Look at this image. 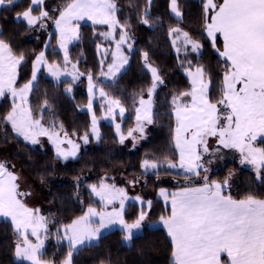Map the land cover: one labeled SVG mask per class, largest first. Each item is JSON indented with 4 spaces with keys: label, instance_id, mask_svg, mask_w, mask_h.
Segmentation results:
<instances>
[{
    "label": "snow or ice",
    "instance_id": "snow-or-ice-1",
    "mask_svg": "<svg viewBox=\"0 0 264 264\" xmlns=\"http://www.w3.org/2000/svg\"><path fill=\"white\" fill-rule=\"evenodd\" d=\"M17 0H0V7L15 6ZM44 0H29V4L22 12L16 13V19L23 21L29 28L39 25L45 28L44 21L51 20L56 28L57 43L64 53L65 68L70 63L68 44L79 39V25L74 21L87 18L94 25H107V33H101L106 39L115 41V51L111 53L112 62L107 65V72L101 74L114 78L121 69L129 63V56L122 50L127 45L129 53L133 49L130 25L127 21L121 23L117 17L119 8L115 0H71L59 9L58 17H51L42 5ZM147 5L139 22L148 27L158 23V19L150 21V7ZM39 8V14L34 11ZM171 13L178 21L183 13L179 0H170ZM204 39H207L213 49L225 60L222 74V96L215 103L209 98L211 76L203 65L193 66L187 61L185 73L190 79L191 89L173 97V115L175 128L173 142L178 154V161H168V169H182L184 172L200 176L204 183L198 187H183L177 192L169 193L160 189L159 195L166 204L170 198V215L161 216L160 223L167 230L171 239V264H264V199L249 194L243 199H234L225 195L230 187L231 173L223 181L209 180L206 174L209 169L202 162L203 154L215 156L223 149H236L241 154V164H250L256 173V180L264 182V148L256 147L258 139L264 141V0H202ZM119 29V39L115 33ZM218 34L223 38V51L216 47ZM168 35L172 38L174 50L179 53L183 47L185 57L191 53L202 54L204 45L194 39L189 32L179 27H170ZM179 42V44H178ZM48 47V45H45ZM98 51L100 46H97ZM107 50H105V53ZM148 52H142L144 67L152 76V84L148 89V100L140 98V107L135 109L137 126L130 129L133 132H144V122L153 123L152 95L163 80L156 67L148 63ZM24 61V54L17 55L9 43L0 39V97L10 93L13 97L11 110L0 119V123L10 124L17 137L33 145L39 143L38 137L47 136L56 147L58 158L68 160L75 158L80 145L72 139H61L58 131H54L55 124L45 127L40 119L33 117L28 105V93L32 91L36 73L41 64H46L45 53L41 51L33 62L32 79L23 87L17 89L14 85L17 78V67ZM103 68L104 61H101ZM183 66V62L182 65ZM48 72L59 81L62 75L59 65L48 64ZM73 72L67 73L73 81L79 78L76 65H72ZM208 77L205 79V77ZM88 110L91 112L93 95L96 86L92 74H88ZM71 91V87L66 89ZM101 97L106 93L99 90ZM181 97H189V101ZM20 103H16V99ZM218 106H222L218 107ZM48 101H44V108H48ZM119 109L123 117L125 108L119 100H108V114L113 118ZM223 121V123H221ZM120 134V125H115ZM61 130L63 126H60ZM91 133L100 139L95 114H92ZM208 137H215L217 147L210 153ZM81 139L84 144L89 143V133ZM126 137L119 135V141L124 143ZM135 139V138H134ZM67 143L70 150L60 147ZM135 146V145H134ZM202 149V151H201ZM221 159L223 157H220ZM208 164L212 160L207 161ZM14 168V165L12 166ZM141 167L146 171L159 169L160 164L155 160L145 159ZM158 175V173H157ZM20 177L10 170L7 162L0 161V217L10 218L14 233L18 237L15 244L14 256L21 264H53L44 261V239L42 234L48 232L47 218L40 215L38 208L29 207L22 197L30 195L20 191ZM91 192L99 197L102 204H113L119 200V208L111 211H97L89 206L83 215L73 219L63 226V237L68 242L69 251L62 264H72V257L79 246L98 239L102 229L118 224L124 232L123 239L131 241L135 232L142 229L147 219L152 201H144L137 196L132 199L140 203V210L131 222L125 218V201L129 199L124 189L115 185L100 183L99 188L91 185ZM29 236L35 237L33 243ZM59 239V238H58ZM226 257V259H225Z\"/></svg>",
    "mask_w": 264,
    "mask_h": 264
},
{
    "label": "trees",
    "instance_id": "trees-1",
    "mask_svg": "<svg viewBox=\"0 0 264 264\" xmlns=\"http://www.w3.org/2000/svg\"><path fill=\"white\" fill-rule=\"evenodd\" d=\"M71 0H45L42 6L53 18L58 17L59 9ZM119 8L117 13L121 23L127 21L132 36L133 49L129 51L127 69L114 81L103 82L101 72L112 62L109 50L114 42L106 41L101 33L108 32L105 26L82 24L79 27V39L68 50L70 63L67 67L76 65V69L85 76L92 74L93 82L103 89L107 97L119 100L125 108L121 129L127 135L136 125L135 109L139 107L140 98L148 94L152 84V76L144 67L142 52H148V63L156 67L163 84L153 95V123L150 124L147 139L135 150L123 147L112 125L103 121L99 123L101 138L84 147L81 154L74 160L61 162L56 151L50 145L34 147L17 137L9 124L0 123V147H7L26 175L37 183L45 185L44 217L47 218L48 232L43 234L45 240L44 261L62 264L69 251L68 244L59 237L58 231L73 219L83 215L89 206L96 209L104 208L94 198L91 185L100 186L107 175L124 172L132 178H147L146 187L155 190L148 217L153 223H158L160 217L170 215V207L157 197L160 189L169 193L177 192L183 187H198L204 183L203 176L189 173H179L167 168L168 161H178L179 157L173 142L175 118L173 113V97L191 89V82L185 73L187 61L193 66L203 65L211 76L209 98L213 103L222 96L221 81L225 60L213 49L211 43L201 35L203 31L202 0H179L183 13L178 21L170 12V0H152L150 21L158 19L152 27L139 22L147 5V0H115ZM29 0H19L15 6L0 8V39L11 45L13 51L24 54V61L18 67L16 88H21L32 78L33 62L36 56L46 50V61L65 69L64 56L58 51L57 34L53 31L51 20L44 21L47 25L29 28L23 21L17 20L16 13L22 12ZM39 14V8L33 13ZM170 27H179L204 45L202 54L191 53L185 57L184 52L177 53L172 47V38L168 35ZM119 39V29L116 40ZM100 46L99 51L97 46ZM216 47L222 51L223 41L217 39ZM109 50L106 59L101 55V49ZM104 60L102 68L101 61ZM183 62V66L182 65ZM42 70L38 83L32 88L28 105L33 117L40 119L45 127L56 125L54 131L67 132L69 136L81 138L86 132L90 134L91 116L83 111L88 104L85 92V78L80 80H63L56 82ZM208 78L207 76L205 77ZM71 87V91L66 89ZM48 108H44V101ZM13 101L9 95L0 99V119L11 110ZM102 102L94 106L95 116L102 117ZM63 126L61 130L60 126ZM90 136V135H89ZM257 147L264 148V141L257 142ZM145 159L155 160L159 169L145 172L141 167ZM59 173L61 181H53ZM158 173V175H157ZM231 173L225 195L234 199H243L252 194L264 199V182L256 180L255 172L242 168L239 164L227 162L224 167L211 173L209 180L223 181ZM171 178L183 182L177 186L157 185V180ZM140 210V205L129 203L125 207V218L131 222ZM160 223V222H159ZM161 225V223H160ZM162 226V225H161ZM145 227L143 232L131 240L130 245L124 244V232L112 230L98 239L96 243L88 244L76 251L72 264H171L172 243L163 227ZM18 237L14 233L11 221L0 219V264H21L15 259L14 248Z\"/></svg>",
    "mask_w": 264,
    "mask_h": 264
},
{
    "label": "rangeland",
    "instance_id": "rangeland-1",
    "mask_svg": "<svg viewBox=\"0 0 264 264\" xmlns=\"http://www.w3.org/2000/svg\"><path fill=\"white\" fill-rule=\"evenodd\" d=\"M18 1H19V0H17V2H18ZM44 2H45V0H44ZM43 5H44V4H43ZM43 5H42V6H43ZM0 8H1V7H0ZM170 12H171V10H170ZM171 14H172V13H171ZM172 15H173V14H172ZM58 16H59V15H58ZM173 16H174V15H173ZM174 17H175V16H174ZM74 23H77L79 26L82 25V24H86V25H91V26H105V27L108 28L107 25H100V24H96V25H94V24L92 23V21L88 20L87 18H85L84 20L78 21V22H77V21H74ZM79 28H80V27H79ZM53 31L56 33V28H55V26L53 27ZM109 31H110V29H108V32H109ZM116 32H117V31H116ZM106 33H107V32H106ZM114 35H115V39H116V33H115ZM104 38H105V37H104ZM105 39H106V38H105ZM106 41H112V42H114V46H113V48H110V49H109V50H111V51L114 52V51H115V47H116V46H115V41H114L113 39H111V38L106 39ZM75 42H76V40H73L71 43L68 44V50H69V47H70L73 43H75ZM129 43H132V39L129 41ZM178 44H179V42H178ZM46 45H48V43H47ZM45 48H46V49H44L43 52L46 54V50H47L48 48H47V47H45ZM58 49H59L58 51L64 56V53H63V51L59 48V45H58ZM105 50H107L106 53H105ZM109 50L106 49V48H102V49H101V55H102L103 59H106V56H107V53L109 52ZM122 50H123L124 54H125L126 56H128V54H127L128 52H126V50H127V51H129V50H128L126 44L122 46ZM189 51H190V50H189ZM181 52H184L183 47H181ZM199 56H200V55H199ZM45 59H46V56H45ZM46 60H47V59H46ZM103 61H104V60H103ZM48 64H49V63L41 64V65H40L39 70H38L37 73H36L37 78H36V80L33 82V85H34V86L36 85V83H38L37 80H38L39 75H40V72H42V70L46 71L45 73L48 75V77L51 78L52 80L56 81V82H60V81H63V80H72V81H73L72 76L67 74V73H70V72H73V71H74V70L72 69V66H69V67H67V68H65V69H62V70H61V68L59 67V69H60L62 75L60 76L59 81H57V80H56V79H55V78H54V77L48 72V67H47ZM128 64H130V63H128ZM128 64L125 65V66L121 69V71L118 72V73L116 74V76H115L114 78H109V77H106V76H104V75L101 74L102 81H103V82H111V81H114V80H115V79H116L121 73H123V72L127 69ZM18 67H19V66H18ZM18 67H17V73H18V71H19V70H18ZM148 71H149V70H148ZM75 72H76L77 75H78L79 73H81V72H79L77 69L75 70ZM104 72H107V69H106ZM149 72H150V71H149ZM150 74H151V72H150ZM81 78H85V88H84V89H85V92L87 93V95L89 96V93H88V79H87V76H85V75H79V78L76 79V80H80ZM31 79H32V78H31ZM205 79H206V78H205ZM76 80H75V81H76ZM16 81H17V78H16ZM93 83H94V82H93ZM160 85H162V84H159V85L157 86V88H159ZM14 86L16 87V83H15ZM34 86H33V87H34ZM95 86H96V91H95V93H94V95H93L92 110H91V112L88 110V104H87V105L85 106V108H83V111H85L86 113H88V114L91 116V119H92V114H93V113L95 114V112H94V106H95V104H96L97 102L101 101V102H102V108H103V109H102V113H103V114H102V117H101V118H97V117L95 116V117H96V120H97V128H98V131H99V134H100V138H101V131H100V128H99V123H100L101 121H103V122H105V123H107V124H109V125H112V126L114 127V130L116 131V135H117L118 138H119V135H120V134L124 135L123 132H122V129H121V122L123 121L122 119L124 118L125 112H124L123 117H121V116L119 115V109H116V110H115V111H116V115H115V117L113 118L112 116H110V115L108 114V100L110 99V97H107V95H106L105 97H101L100 94H99V90H100V88H98L97 85H95ZM22 87H23V86H22ZM157 88L155 89V91L157 90ZM17 89H19V88H17ZM155 91H154V93H155ZM209 91H210V90H209ZM154 93H153V95H154ZM30 94H31V92L28 93V98H29V95H30ZM5 95H9L10 98H11V100L13 101V97L11 96L10 93H7V92H6ZM153 95H152V97H151L152 101L154 100V99H153ZM1 98H2V97H0V99H1ZM148 98H149V97H148V94H147V95L144 97V100H148ZM88 99H89V97H88ZM181 99H182V100H185V101H189V100H190L189 97H181ZM111 100H112V99H111ZM15 102H16V103H20V101H19L18 98L16 99ZM139 107H140V104H139ZM218 107H221V109H222V106H218ZM151 108H152V112H153V111H154V110H153V103H152V105H151ZM91 121H92V120H91ZM221 123H223V121H221ZM116 124H119V125H120V134L117 133V130H116V127H115ZM9 125H10V124H9ZM10 126H11V125H10ZM136 126H137V122H136V125H135L134 129L136 128ZM143 126H144V132H143V134H141V133L138 132V131H135V132H133V135H132V136H128V134H127V135H124V136L126 137V139L124 140V143L121 144V145H122L123 147H125L126 150H127V148L132 149V150H135V149H137L138 147H140L141 145H143V143L146 141V139H147V134H148V129H149L150 124H148L147 122H144V125H143ZM90 130H91V129H90ZM58 132H59V131H58ZM59 134H60L61 139H65V137H64V133L59 132ZM89 135H90L89 138L91 137V138H93L95 141H98V140L96 139L95 135H93V134L91 133V131H90V134H89ZM20 138H22V137H20ZM67 138H68V139H72L75 143L79 144V145H80V148H79V150L77 151V155H76L75 158H73V157H69L68 160H64V159H62V158H59L61 162H68V161H71V160L76 159V158L78 157V155L81 154L80 151L90 143V141H89V143L84 144V142H83V140H82L81 138L73 137V136H69V135H67ZM134 138H135V139H134ZM22 139H23V138H22ZM38 139H39V143L36 144V145H33V144H31L30 142L25 141V140H23V141L26 142V143H28V144H30V145H32V146H34V147H41V148H42V147H45L46 145H50V146L53 147L54 151H56V147H55V145H54L51 141H49V139H48L47 136H40V137H38ZM99 140H100V139H99ZM207 140H208V145H209L210 153H211L212 151H214L217 147H219V145L217 144V140H216L215 137H208ZM260 141H261V140H260ZM134 145H135V146H134ZM60 147H61L62 149H65V150H70V148H71V146H70L69 144H67L66 142L63 143V144H61ZM256 147H257V146H256ZM10 150H11V149H9V148H7V147H4V146H3V147H0V161H2V162H7V165L9 166L10 170L14 171V172L20 177V180H19V183H20V191L30 193V195H28V196H26V197H22V199L24 200V202H25L29 207H31V208H33V209L38 208V209L40 210V215H43V216H44V214H43V209H44V198H45L44 195H45V189H46L45 185L40 184V183H37V182H35L34 180H32L31 178H29V177L26 175V173H24V171L22 170V168H21L20 164L18 163V161H16L15 159H13V157H12V155H11V153H10ZM201 151H202V149H201ZM55 153H56V152H55ZM56 156H57V153H56ZM220 157H223V158L221 159ZM210 159L212 160V163H211V164H208L207 161L210 160ZM240 160H241V154H240V152H239L238 150H236V149H223V148H221V151H220L219 153H217L215 156L210 155V154H203V157H202V162L205 164V167H207V168L209 169V171L206 173V174L208 175V177L211 175V173H213V172H215V171H219V170H221L227 162H229V163H235V164L237 163V164H239L242 168H244V169H249V170H251V172H252V171L255 172V170H254V168H253L252 165L247 164V163H245V164H241V163H240ZM13 165H14V168L12 167ZM143 169H144V168H143ZM173 170L176 171V172H179V173H186V172H184L182 169H179V168H177V169H173ZM144 171H145V172H148V173L152 172L151 169H149V170H147V171L144 169ZM255 174H256V173H255ZM204 175H205V173H204L203 171H201L200 176H204ZM60 176H61V175H59V173H57V175H55V177L53 178V181H61ZM197 177H198V176H197ZM104 179H105V180L103 181L104 183H107V184H109V185H115V187L118 188V189H124L125 193H126L127 196L129 197V199L125 201V207H126L129 203H135V202H136V204H139V205H140V203H139L138 201L132 199V198H134V197L139 196V197H141L144 201H149V200L154 196V191H155V190L148 189V188L146 187V184H147V178H132V177H130V176L125 175L124 172H119V173H117L116 175H107V176H105ZM182 184H183V182H180V181H178V180H176V179H171V178H161L160 180H157V185H162V186H168V185H170V186H177V185H182ZM229 184H230V183H229ZM230 186H231V184H230ZM97 188H99V186H98ZM159 192H160V191H159ZM159 192H158L157 197H158L159 199H161L163 202H165V201H164V198L161 197V196L159 195ZM167 192H168V191H167ZM92 194H93V193H92ZM93 196H94L95 199H97V201H99V202L101 203L99 197H96L94 194H93ZM101 204H102V203H101ZM102 205H103L104 208H101L100 210L97 209V211H111L113 207L119 208V200H118V199L115 200V201L113 202V204L107 205V207H105L104 204H102ZM124 213H125V212H124ZM0 219H4V220H8V221H10V218L6 219V218H3V217H0ZM159 226H161L159 222H158V223H153V222L149 219V217L147 216V219H146V221L144 222V225H143L142 229L139 230V231H137V232H135V235H134V236L141 234V233L143 232V229H144L145 227L157 228V227H159ZM112 230H121V231H122L121 227H120L118 224H113V225H111V226H109V227H107V228H105V229H102L99 238L102 237L103 235H106V234L109 233L110 231L112 232ZM58 232H59V233H58V235H59L58 238H60V237L62 238L63 235H64V233H63V227L60 228V230H59ZM99 238H98V239H99ZM29 239L32 240L33 243L36 242L35 237L29 236ZM42 239H44V238H43V234H42ZM98 239H94V240H92L91 242L86 243L85 245L96 243V242L98 241ZM62 240L65 241V243L68 244V242H67L66 239H62ZM130 243H131V241H125V240H124V244H125V245H130ZM45 244H46V243H45V240H44V247H45ZM85 245L79 246V247L77 248L76 251H78L81 247H83V246H85ZM43 250H44V249H43ZM76 251H75V252H76ZM75 252H74V253H75ZM73 256H74V255H73ZM19 262H20V261H18V263H19ZM25 264H26V262H25Z\"/></svg>",
    "mask_w": 264,
    "mask_h": 264
},
{
    "label": "crops",
    "instance_id": "crops-1",
    "mask_svg": "<svg viewBox=\"0 0 264 264\" xmlns=\"http://www.w3.org/2000/svg\"><path fill=\"white\" fill-rule=\"evenodd\" d=\"M218 38H221V40L223 41V38H222V36H220L219 34H218ZM222 51H223V47H222ZM190 80V79H189ZM261 139H258L257 141H255L254 142V144H255V146H257L256 144H257V142H259ZM169 207H170V198H169V203L167 204ZM162 225V224H161ZM161 227H163V229L165 230V232L167 233V230L164 228V226L162 225ZM169 237V236H168ZM170 239V238H169ZM171 240V239H170ZM225 259H226V257H225Z\"/></svg>",
    "mask_w": 264,
    "mask_h": 264
}]
</instances>
